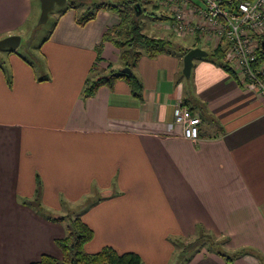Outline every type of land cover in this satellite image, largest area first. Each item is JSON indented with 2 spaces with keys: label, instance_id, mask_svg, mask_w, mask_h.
Listing matches in <instances>:
<instances>
[{
  "label": "crops",
  "instance_id": "obj_1",
  "mask_svg": "<svg viewBox=\"0 0 264 264\" xmlns=\"http://www.w3.org/2000/svg\"><path fill=\"white\" fill-rule=\"evenodd\" d=\"M39 14V0H0V39L22 40ZM80 15L72 0L59 7L41 62L18 47L0 57V264L58 252L65 227L48 218L67 216L62 208L93 231L88 253L110 246L143 264H264V98L214 60L215 41L192 36L154 57L140 49L138 95L118 79L85 96L125 60L105 37L118 16L101 9L79 24ZM192 48L210 57L193 59L185 77ZM178 101L199 117L195 140L174 123ZM31 203L55 214L43 218ZM203 233L223 247L183 248Z\"/></svg>",
  "mask_w": 264,
  "mask_h": 264
},
{
  "label": "built area",
  "instance_id": "obj_2",
  "mask_svg": "<svg viewBox=\"0 0 264 264\" xmlns=\"http://www.w3.org/2000/svg\"><path fill=\"white\" fill-rule=\"evenodd\" d=\"M158 12L177 36L215 41L241 83L264 98V62L256 64L258 37L264 35V0H155ZM174 123L183 137L196 139L199 117L180 101Z\"/></svg>",
  "mask_w": 264,
  "mask_h": 264
},
{
  "label": "trees",
  "instance_id": "obj_3",
  "mask_svg": "<svg viewBox=\"0 0 264 264\" xmlns=\"http://www.w3.org/2000/svg\"><path fill=\"white\" fill-rule=\"evenodd\" d=\"M156 2L155 0H124L112 3H100L96 5L93 10L82 13L77 19L79 24L91 20L97 10H107L116 14L119 18V23L115 29L109 30L105 33L107 40L111 41L118 49L121 50V58L125 60V67L130 70L134 67L135 62L141 55L140 49L143 50L150 57H154L158 54L167 51V44L169 41L150 37L142 32L140 15L136 16V8L138 4L141 12L143 11V4H150ZM156 4L153 3V8L156 9ZM166 17H155L157 20H164ZM112 34V35H111ZM264 40V35L258 37V48L256 50V64L261 61L264 62V49L260 43ZM185 51L183 54H185ZM211 56L216 59L219 65L230 75L234 77L235 72L230 66V63L226 60L225 51L218 46L211 53ZM132 57V62L128 63L127 58ZM124 79L127 81L133 93L138 95L141 90L140 81L136 76L130 72L129 74L121 73L120 71L111 72L109 77H102L92 82H88L84 90L85 96H91L95 90L101 85H107L109 87L118 80ZM54 222H65V236L60 239H56L55 245L61 251V259H56L50 255L42 254L37 261L29 264H143L141 258L133 252L118 253L110 246H103L100 250L94 253H88L85 251L84 246L93 237V231L81 220L80 217H57L48 218ZM210 240L211 238L206 233L200 235L193 242L188 243L186 247L187 251L199 250L203 247V240ZM219 256L225 258L227 262H230V258L218 253Z\"/></svg>",
  "mask_w": 264,
  "mask_h": 264
},
{
  "label": "rangeland",
  "instance_id": "obj_4",
  "mask_svg": "<svg viewBox=\"0 0 264 264\" xmlns=\"http://www.w3.org/2000/svg\"><path fill=\"white\" fill-rule=\"evenodd\" d=\"M121 1L122 0H84V1L72 0V3L74 4L78 14H82L86 11L93 10V8L100 3L115 4ZM153 3L155 2L146 4V5L143 4V11L140 13V17H139L140 22H141L142 32L150 37L163 38L164 40L169 41L170 42L169 47L171 48L175 47L173 45L190 44L189 39H183L182 37L177 36L174 33H172V31L168 29V26H167L168 23L166 20L161 21V20L155 19V17L157 18L159 17V12L157 11V9L153 8ZM58 9L59 7L57 6L53 8V10L50 12L49 17L45 23H40V24L38 23L40 14L38 15L37 19H34L32 20V22H30V25H28V28L25 29L24 31L25 33L22 36L21 43L17 48L18 55L25 58L29 62L35 63L34 61H37V63H39L42 61V58H41L42 56L39 52V47L42 44V42L49 36L50 32L52 31L53 26H54V19H55L53 15L58 11ZM199 47H202V46L199 45ZM207 51L208 50H206V52ZM9 53H10V50L6 48L0 49V57L4 55L6 56ZM207 56L210 57V53H208ZM1 66H3V64ZM94 78L95 76L93 77V75L89 76L90 81H92ZM31 204L33 206H29L30 209L33 210V212H35L37 215L43 218H46L48 216H52L55 214L53 210L46 209L43 207L41 208L37 204L35 205V203H31ZM17 211H18L17 215H19V212L21 214H25V212L22 209L21 211L17 209ZM71 213L68 214V210L66 208H62L61 211L58 212V215H62V216L67 215V216H64L65 218L75 217ZM26 220H27L26 217L19 216L16 221V226H19V227L23 226ZM57 223L58 225H61L62 227H65L66 225V221L63 223L61 222H57ZM63 236H65V230H64ZM191 241H194V239H191L190 241L182 239L180 242H182L183 248H186L188 246V243H191ZM202 245L203 247L211 245L213 249H219L223 247L220 242H214V240L210 241L207 239L203 240ZM52 247L58 252L49 250L50 253L48 255H51L56 259H61V252L59 248L55 246V244H53ZM179 248L181 249L182 247L179 246ZM51 252H54V253L51 254ZM56 253L58 254L56 255Z\"/></svg>",
  "mask_w": 264,
  "mask_h": 264
},
{
  "label": "water",
  "instance_id": "obj_5",
  "mask_svg": "<svg viewBox=\"0 0 264 264\" xmlns=\"http://www.w3.org/2000/svg\"><path fill=\"white\" fill-rule=\"evenodd\" d=\"M40 2V15L38 19V23H45L49 17L50 12L54 7H62L66 4L67 0H39ZM137 5L136 16H139L141 13L140 6ZM20 36L18 35H10L0 39V49H16L20 44ZM261 47L264 49V40L260 43ZM207 53L200 48H192L188 50L183 56V68L182 73L185 77H188L190 74V70L192 67V61L195 58L205 57ZM121 73L129 74L131 70L127 67L120 70Z\"/></svg>",
  "mask_w": 264,
  "mask_h": 264
}]
</instances>
